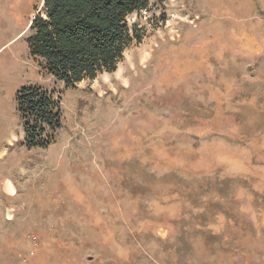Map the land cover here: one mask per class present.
Segmentation results:
<instances>
[{
	"label": "rangeland",
	"instance_id": "1",
	"mask_svg": "<svg viewBox=\"0 0 264 264\" xmlns=\"http://www.w3.org/2000/svg\"><path fill=\"white\" fill-rule=\"evenodd\" d=\"M42 4L0 0V20ZM128 22L142 39L115 71L44 79L52 145L8 118L0 264H264V0H150ZM26 35L0 36L1 70Z\"/></svg>",
	"mask_w": 264,
	"mask_h": 264
},
{
	"label": "trees",
	"instance_id": "2",
	"mask_svg": "<svg viewBox=\"0 0 264 264\" xmlns=\"http://www.w3.org/2000/svg\"><path fill=\"white\" fill-rule=\"evenodd\" d=\"M150 0H43L26 35L29 52L42 70L67 87L102 72H113L126 49L140 42L131 14L147 9ZM24 129L22 144L46 149L63 128L61 100L40 85L25 84L15 95Z\"/></svg>",
	"mask_w": 264,
	"mask_h": 264
},
{
	"label": "crops",
	"instance_id": "3",
	"mask_svg": "<svg viewBox=\"0 0 264 264\" xmlns=\"http://www.w3.org/2000/svg\"><path fill=\"white\" fill-rule=\"evenodd\" d=\"M26 12H28V10ZM24 13L25 12H22V9L20 8L17 16L12 15L13 18H10L8 22L0 20V36L8 37L10 42L15 41V43H17L21 41L22 37L26 35V32L30 27L32 19L37 14H33L31 19L28 20L22 16ZM1 24H6L9 27L7 29L1 28ZM19 45L22 46L23 44L20 43ZM25 45L27 48L26 53H28L27 42H25ZM23 65V67L17 68L16 72H6L4 69H0V135L9 129L8 118L12 112L17 110L15 103L17 90L25 84L40 85L44 87V79H55L52 75H49L42 70L38 60L32 56H30V58L27 56V58L24 59Z\"/></svg>",
	"mask_w": 264,
	"mask_h": 264
},
{
	"label": "water",
	"instance_id": "4",
	"mask_svg": "<svg viewBox=\"0 0 264 264\" xmlns=\"http://www.w3.org/2000/svg\"><path fill=\"white\" fill-rule=\"evenodd\" d=\"M42 6H43V4H42Z\"/></svg>",
	"mask_w": 264,
	"mask_h": 264
},
{
	"label": "bare ground",
	"instance_id": "5",
	"mask_svg": "<svg viewBox=\"0 0 264 264\" xmlns=\"http://www.w3.org/2000/svg\"><path fill=\"white\" fill-rule=\"evenodd\" d=\"M11 216V215H10Z\"/></svg>",
	"mask_w": 264,
	"mask_h": 264
}]
</instances>
